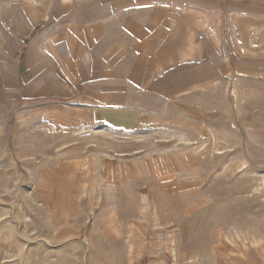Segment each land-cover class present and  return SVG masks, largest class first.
<instances>
[{
	"label": "rangeland",
	"instance_id": "1",
	"mask_svg": "<svg viewBox=\"0 0 264 264\" xmlns=\"http://www.w3.org/2000/svg\"><path fill=\"white\" fill-rule=\"evenodd\" d=\"M212 2L166 4L182 56L98 55L121 100L0 109V264H264V23Z\"/></svg>",
	"mask_w": 264,
	"mask_h": 264
},
{
	"label": "crops",
	"instance_id": "2",
	"mask_svg": "<svg viewBox=\"0 0 264 264\" xmlns=\"http://www.w3.org/2000/svg\"><path fill=\"white\" fill-rule=\"evenodd\" d=\"M209 2L0 0V109L8 111L12 101L23 98L69 100L78 94L79 100L85 102L121 100L120 96L129 94L128 87L140 80L135 78L134 70L130 75L113 73L112 64L105 68L107 75L111 72L112 75L98 80V55H129L135 53V48L147 47L159 54L157 48L162 47L182 56L183 13L176 10L172 19L165 6L170 3L176 8L208 7L205 4ZM212 3L222 11L228 7L237 14L231 20L232 25L236 26L243 17H248L250 23H264V0H213ZM105 5L109 7L106 11ZM167 27H173V37L168 38ZM248 27L255 29L252 25ZM241 52L245 53L244 48ZM105 88L113 90L109 92ZM190 92L186 90L182 94Z\"/></svg>",
	"mask_w": 264,
	"mask_h": 264
}]
</instances>
